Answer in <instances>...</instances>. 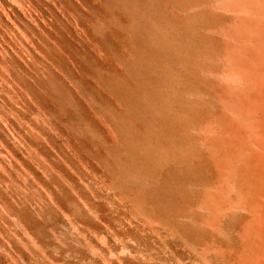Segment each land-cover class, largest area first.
<instances>
[{"label":"rangeland","instance_id":"obj_1","mask_svg":"<svg viewBox=\"0 0 264 264\" xmlns=\"http://www.w3.org/2000/svg\"><path fill=\"white\" fill-rule=\"evenodd\" d=\"M150 1L0 0V264H264V98L229 73L210 42L233 11L214 8V29L196 15L204 30L188 0L178 10L169 6L176 0ZM138 19L155 26L149 32Z\"/></svg>","mask_w":264,"mask_h":264},{"label":"bare ground","instance_id":"obj_2","mask_svg":"<svg viewBox=\"0 0 264 264\" xmlns=\"http://www.w3.org/2000/svg\"><path fill=\"white\" fill-rule=\"evenodd\" d=\"M135 1H137V0H135ZM140 1H142V0H140ZM139 0H138V2H140ZM143 1H145V0H143ZM150 1V0H149ZM155 1V0H154ZM157 1V0H156ZM156 1H155V3H156ZM160 0H158V2H159ZM174 0H172V1H170V2H166V3H164L163 4V6H165L166 4H169V3H171V2H173ZM179 1H181V2H178L177 0L176 1H174V2H176V4H175V6L173 5V3L172 4H169V6L170 5H172L173 7H174V10H178V9H181V7H180V5H182V3H183V1H185V0H179ZM187 1V0H186ZM185 1V2H186ZM132 2H133V0H132ZM132 2L130 1L129 2V0H128V2H126V4H128V3H130V4H128V6L129 5H131V6H134L133 4H132ZM147 2V3H146ZM145 3H146V5H147V7H148V4H150V3H148V1H146ZM150 2H152V1H150ZM157 2V3H158ZM177 2L180 4H178V6L180 7V8H178V7H176V5H177ZM184 2V3H185ZM117 3V2H116ZM120 3V2H119ZM118 3V4H119ZM137 3V2H136ZM140 3H142V2H140ZM139 3V6L140 5H142V4H140ZM144 3V4H145ZM155 3H154V5H155ZM156 3V4H157ZM160 3V2H159ZM161 3H162V1H161ZM183 3V4H184ZM117 4V6H120L121 4H119L118 5ZM153 4V3H152ZM157 5H159V4H157ZM157 5L155 6V7H153V6H151V5H149V7L148 8H150V6L152 7V9L154 8H157ZM185 5L187 6V7H192V6H197L198 7V9H199V11H197V12H195V11H193V12H195V14H193V15H202L203 16V18L207 15L208 16V19L211 17V18H217V16H216V14L213 16V14H214V8H221V10L223 9V10H226V9H229V10H231V11H233V13H229V15L230 16H226L227 14H225V16L227 17H224V16H222V19H219V17L221 18V15L220 14H217V15H219V17H218V19L219 20H217V21H219L220 23H221V25H219L218 27H217V30H216V32H218V33H220V35L222 36H219V37H221V38H217V40H215V38H212V37H210V38H212L211 40H210V42H211V45H212V47L214 46V51H216V49L215 48H217V54L219 55V57H222L220 60L222 61V63L224 62V61H227L228 63H230V65L232 66V69L231 70H229V73L230 74H235L237 77H239L240 78V80H243V84L245 85L244 87H246V86H248V84L250 83V82H252L253 81V83L254 84H256L258 87H260L259 89H258V92L256 93V96H258V97H262V98H264V84H263V81H264V76H261V73H260V71H259V68L261 67V68H263L264 69V0H258V5H257V7L255 8V6H253L252 5V3H251V1L250 0H188L186 3H185ZM184 5V6H185ZM138 6V5H137ZM138 6V7H139ZM144 6V7H143ZM167 6V5H166ZM172 6H170V7H172ZM183 6V5H182ZM186 6L184 7V8H186ZM122 7V6H121ZM121 7H119V8H121ZM135 7H136V5H135ZM138 7H136V9L138 8ZM142 7L144 8V10H141V9H138L137 11L135 10L134 11V14L135 15H139V17H141L142 15H140V14H142V13H140L141 11H144V13H145V5H142ZM160 7V6H159ZM132 8V7H131ZM140 8V7H139ZM142 8V9H143ZM148 8H147V10H148ZM161 8V7H160ZM160 8H157V9H160ZM175 8H177V9H175ZM183 8V7H182ZM212 9V10H210V9ZM226 8V9H225ZM123 9V8H122ZM135 9V8H134ZM133 9V10H134ZM152 9H149V11H152ZM153 9V10H154ZM157 9H155V10H157ZM173 9V8H172ZM190 8H188V10H189ZM197 9V8H196ZM195 9V10H196ZM123 10H125V8L123 9ZM126 10H127V7H126ZM141 10V11H140ZM165 10V9H164ZM174 10H172L173 12H174ZM183 10V9H182ZM193 10V9H192ZM157 11H159V10H157ZM156 11V14L158 13ZM161 11V10H160ZM180 12H181V10H179ZM179 11H176L177 12V16L179 17V14H180V12ZM186 11H187V9H186ZM209 11V12H208ZM122 12H125V11H122ZM128 12V11H127ZM126 12V13H127ZM136 12H138V14L136 13ZM154 12V11H153ZM152 12V13H153ZM162 12V11H161ZM178 12H179V14H178ZM192 12V13H193ZM125 13V14H126ZM129 13V12H128ZM131 13V12H130ZM140 13V14H139ZM144 13H143V16H144ZM149 14H148V16L149 15H156V14H150V12H148ZM155 13V12H154ZM187 13H188V11H187ZM185 14V15H187V18L188 17H192L191 16V11L189 12V14ZM216 13H218L217 11H216ZM133 13H132V15H134ZM160 16L162 15L163 17H161V19L158 17V16H156L157 18H159L160 20H163L162 18H164V12H162L161 14H160V12L158 13ZM183 13H182V15H184ZM253 14H255V17H252L253 16ZM127 15V14H126ZM125 15V16H126ZM145 15H147V12H146V14ZM190 15V16H189ZM212 15V16H211ZM142 16V18H140V19H143L144 17L146 18V19H148L149 20V22L151 21L150 19V17L149 18H147L146 16H144L143 17ZM180 16H181V14H180ZM210 16V17H209ZM128 18L130 17V15L129 16H127ZM135 17V16H134ZM133 17V18H134ZM136 17H138V16H136ZM166 17V16H165ZM176 17V16H175ZM174 17V18H175ZM177 17V18H178ZM186 17V16H185ZM185 17H183V19L185 18ZM132 18V17H131ZM132 18V19H133ZM153 18V17H152ZM180 18L182 19V17H179V19L178 20H176L177 22H179L178 24H180V26L179 27H181V28H183L184 26H182L183 24H181L180 23ZM195 18H197V16L195 17ZM200 19H202L203 20V18H201V17H199ZM199 18H197V19H195V21L197 20V22H194V23H196V25H197V23H199V27H200V29H201V23H200V19ZM224 18V19H223ZM226 18V19H225ZM140 19H138V20H140ZM165 19L166 18H164V23L166 24V22H165ZM169 19V18H168ZM176 19V18H175ZM182 19V20H183ZM190 18H188V19H186V20H189ZM136 20V19H135ZM153 20V22H154V20H155V18L154 19H152ZM157 20V19H156ZM155 20V21H156ZM186 20H184V22L186 21ZM201 20V21H202ZM206 20V17H205V19H204V21ZM216 20V19H215ZM220 20H222V22L220 21ZM126 21H128L127 19H126ZM131 20H129V24L130 23H132V22H130ZM141 21L142 20H140L139 21V23L141 24ZM147 21V20H146ZM194 21V17H193V20L191 21V22H193ZM199 21V22H198ZM203 21V22H204ZM206 21H208V20H206ZM205 21V22H206ZM214 21V20H213ZM217 21H215V22H217ZM133 22H134V19H133ZM136 22V21H135ZM143 22H145V20L143 21ZM142 22V23H143ZM148 22V21H147ZM149 22L147 23V24H149ZM157 22H159V23H161V21H158L157 20ZM176 22V23H177ZM189 22H190V20H189ZM205 22L203 23V28L204 27H206L207 28V25H205ZM212 22V21H211ZM211 22H210V19H209V24H211ZM219 22H217V23H219ZM138 23V22H137ZM137 23H135L136 25H137ZM146 23V22H145ZM145 23H143V24H145ZM151 23H152V21H151ZM150 23V24H151ZM163 22H162V24H159L160 25V27H161V25H163L164 24ZM167 23H170L169 22V20H168V22ZM176 23L174 24V25H176ZM194 23H193V26H195L194 25ZM212 23H214V22H212ZM216 23V24H217ZM126 24H127V22H126ZM128 24V26H126V28L127 27H131V25H134V23L133 24H131V25H129ZM156 24V26H158L157 25V23H155ZM173 24L171 25H169L168 24V28H170L171 26H173ZM177 24V25H178ZM185 24H188V22H186ZM207 24V23H206ZM215 24V25H216ZM135 25V26H136ZM142 25V24H141ZM141 25H137L136 27H141ZM191 26H192V24H190ZM190 25H188V27L190 26ZM205 25V26H204ZM212 26H213V29L215 28V25L214 24H211ZM211 25H208V27L209 26H211ZM218 25V24H217ZM260 25H262V27H260L259 28V26ZM143 26V25H142ZM150 26H153V24L152 25H145V27H150ZM155 26V25H154ZM154 26H153V28H154ZM167 25H165V27H166ZM192 26V27H193ZM144 27V26H143ZM145 27L143 28V29H145ZM164 27V28H165ZM173 28V27H171V28H173L175 31H178L180 28ZM191 27V28H192ZM197 27V26H196ZM198 27V28H199ZM132 30H130L131 32L135 29L134 28V26H132ZM142 28V27H141ZM146 28V29H147ZM152 28V27H151ZM185 28V27H184ZM187 28V27H186ZM191 28H187L188 30L187 31H189ZM198 28H196L197 30H195V27H194V29H191V30H193V34H194V32L195 31H197L196 33H198L199 31H200V29L198 30ZM206 28H204V30L206 29ZM131 29V28H130ZM140 29V28H139ZM145 29V30H146ZM149 30H150V28H148ZM155 29H157V30H155V32L156 31H158V32H160L161 30V28L159 29V28H155ZM160 31H159V30ZM167 29V28H166ZM172 29V30H173ZM178 29V30H177ZM209 29V28H208ZM212 29V30H213ZM136 30H138L137 28H136ZM164 29H163V27H162V31H163ZM183 30V29H182ZM186 30V29H185ZM195 30V31H194ZM203 30V31H204ZM214 30V31H215ZM130 31H129V33H130ZM135 31V30H134ZM138 31H140V30H138ZM143 31V30H142ZM148 31V30H147ZM154 31V30H153ZM152 31V36L151 37H153V36H155V34L153 35V32ZM184 31V30H183ZM186 31V32H187ZM202 30L200 31V32H202L201 34H202V36H204L203 34L205 33V32H203ZM207 31V30H206ZM213 31V32H214ZM137 32V31H136ZM135 32V33H136ZM141 32V31H140ZM149 32H151V30L149 31ZM149 32H146L145 33V31H144V33L143 32H141V35H143L144 37H145V34H146V37L145 38H147L148 36H149V38H150V33ZM157 32V33H158ZM167 32V31H166ZM170 32H171V29H170ZM185 31H184V33L182 34V37L184 36L185 37V33H186ZM190 32V31H189ZM189 32L188 33H186V34H189ZM199 32V33H200ZM209 31H207L206 33H208ZM258 32V33H257ZM134 32L133 33H131L132 35L133 34H135ZM143 33V34H142ZM147 33H149V34H147ZM156 33V35H160V34H162V33H159V34H157ZM163 36L164 35H166V36H168L167 34H165V32L163 31ZM174 33V32H173ZM173 33H170V34H172V35H174ZM177 33H179V31L177 32ZM176 33V34H177ZM180 33H182V32H180ZM191 33V34H192ZM205 33V35H207ZM210 33H211V30H210ZM209 33V34H210ZM131 34H130V36H131ZM217 34V33H216ZM255 34H257V37L258 38H254L253 40H254V43L255 44H257L256 45V47H253V45H250L251 44V42H250V40L252 39V35H255ZM136 35V34H135ZM135 35H133V36H135ZM140 35V36H141ZM148 35V36H147ZM171 35V36H172ZM190 35V34H189ZM199 35V34H198ZM137 36L139 37V33H137ZM142 36V37H143ZM162 35H161V37H163ZM175 36H178V35H175ZM192 36V35H191ZM194 36V35H193ZM195 36H196V34H195ZM194 36V37H195ZM207 36H209V35H207ZM212 36H215L214 34L212 35ZM218 36V35H217ZM217 36H215V37H217ZM137 37V38H138ZM142 37H140L141 38V40H142ZM144 37H143V39H144ZM160 37V36H159ZM189 37V36H188ZM188 37H187V39H188ZM199 38H200V40H201V37L200 36H198ZM198 37H195V38H198ZM133 38V37H132ZM135 38V37H134ZM136 38V39H137ZM154 38V37H153ZM157 38V37H156ZM155 38V39H156ZM164 39H168L169 38V40L171 39V37H163ZM174 38H176V37H174ZM178 38V37H177ZM181 38V37H180ZM198 38V39H199ZM203 38V37H202ZM163 39V40H164ZM184 39V38H183ZM185 40V45H187L188 44V42L187 41H190V43L189 44H191L192 43V45L193 44H195L194 42H197V41H195V39H193V37H192V40ZM189 39H191L190 37H189ZM197 39V40H198ZM204 39V38H203ZM205 39H208L209 40V37L208 38H206L205 37ZM138 40V39H137ZM140 40V39H139ZM148 41H149V39H147ZM152 40V39H151ZM154 40V39H153ZM153 40H152V42H153ZM157 40V42H158V39H156ZM159 40H160V38H159ZM173 40V39H172ZM178 40V39H177ZM176 40V41H177ZM194 40V41H193ZM199 40V42H201L202 41V43H203V41L205 42L206 40H201L200 41ZM135 41V40H134ZM161 41H162V38H161ZM168 41V40H167ZM174 41H175V39H174ZM176 41L173 43V41H171L170 40V43L172 44H174V46H175V44H176ZM191 41H193V42H191ZM215 41H216V45H217V47H215ZM139 42V41H138ZM142 42L144 43L145 41H143L142 40ZM152 42H151V44H152ZM154 42H155V40H154ZM169 42V41H168ZM183 42V41H182ZM187 42V43H186ZM210 42H209V45H210ZM213 42H214V44H213ZM149 43H150V41H149ZM160 43V42H159ZM159 43L157 44V45H159ZM166 42L165 41H163V43H161V44H164V46L166 45L165 44ZM206 43H208V42H205V44ZM148 44V43H147ZM172 44V45H173ZM182 44V43H181ZM199 45H202L201 43H198ZM198 44H196V45H198ZM153 45V44H152ZM151 45V46H152ZM156 45V44H155ZM154 45V46H155ZM172 45H170L169 46V44L167 45V47H166V49L168 48V46H169V49H170V47L172 46ZM183 45V44H182ZM185 45L184 46H180V47H183V49H185L184 47H185ZM191 45V46H192ZM198 45V46H199ZM204 45V44H203ZM202 45V46H203ZM209 45H208V47L206 46V48H207V50H208V52H209ZM149 46H150V44H149ZM161 46V45H160ZM177 46V45H176ZM190 46V45H189ZM189 46H187V51L189 50V52H191L192 51V49L190 50V48H188ZM195 46V45H194ZM202 46H199V49L202 47ZM156 48H158V47H156ZM160 48V47H159ZM159 48H158V50H159ZM161 48H165V47H161ZM161 48H160V51H161ZM172 48H173V46H172ZM176 49H178V46L177 47H175ZM175 48H173V49H175ZM192 48V47H191ZM195 48V47H194ZM194 48H193V50H194ZM204 47H202V49H203ZM206 48H204V50H205V52H206ZM151 49V48H150ZM166 49H164L166 52L168 51V50H166ZM182 49V48H181ZM180 49V50H181ZM197 49H198V47H197ZM196 48H195V50L193 51V52H195L194 54L195 55H198V53L197 52H199L198 50H197ZM140 50V49H139ZM146 50H148V49H146ZM152 50V49H151ZM156 49H154V51H155ZM141 52L143 51V49H141L140 50ZM154 51H152V53H153V55H154ZM159 51V52H160ZM163 51V50H162ZM161 51V52H162ZM169 51H171V50H169ZM202 50H200V55H207V53L206 54H204L203 52H201ZM210 51H212L211 50V47H210ZM214 51H212V53H214ZM158 52V53H159ZM165 52V55L168 53H166ZM171 52H177V50L176 51H171ZM193 52H191V53H193ZM215 52V53H216ZM143 53V52H142ZM150 53H151V51H150ZM155 53H157V51L155 52ZM170 53V52H169ZM197 53V54H196ZM203 53V54H202ZM212 53H208L209 55H207V56H210ZM214 53V54H215ZM144 54H145V50H144ZM171 54V53H170ZM258 54V55H257ZM146 55V54H145ZM160 55L161 54H159V57H160ZM163 55V54H162ZM200 55H198V56H200ZM216 55V54H215ZM150 57L151 58V56L150 55H147V57ZM212 56V55H211ZM210 56V57H211ZM146 57V56H145ZM145 57H143V58H145ZM147 57L145 58V59H143V61L145 60H147ZM153 57H157V54H156V56H153ZM161 57H163V56H161ZM201 57H205V56H201ZM149 58V59H150ZM158 58V57H157ZM198 58H200V57H198ZM209 58V57H208ZM151 59H153L154 60V58H151ZM156 59V58H155ZM214 59H215V56H214ZM153 60H151V61H153ZM157 60V59H156ZM156 60H154V61H156ZM160 60H162V59H160ZM197 60H199V59H197ZM205 60H206V58H205ZM139 61V60H138ZM137 61V62H138ZM141 61V60H140ZM140 61L138 62V63H140ZM144 61V62H145ZM158 61V60H157ZM216 61V60H215ZM214 61V62H215ZM143 62V63H144ZM203 63H200V65L201 66H203L204 65V63H205V61L203 60L202 61ZM158 63H160V62H158ZM196 63H198V62H196ZM209 62H207V64H208ZM211 63V62H210ZM209 63V64H210ZM213 63V62H212ZM217 63V62H216ZM146 64V63H145ZM145 64L144 65H142V66H145ZM150 64H152V63H150V61H149V65ZM199 64V63H198ZM203 64V65H202ZM215 64V63H214ZM221 64V63H220ZM198 66L199 68L198 69H200L201 68V66ZM205 65H206V63H205ZM204 65V66H205ZM216 65V64H215ZM218 65V64H217ZM140 66V65H139ZM139 66H137L136 68L138 69L139 68ZM152 66V65H151ZM160 66V65H159ZM162 66H163V64H162ZM209 66V65H208ZM207 66V67H208ZM218 66H220V65H218ZM165 68H163L162 67V69H159V70H163V69H167L166 68V66H164ZM191 67V66H190ZM189 67V69L191 70V68ZM206 67V66H205ZM214 68H215V66H213ZM212 67V65H211V68H213ZM149 68V67H148ZM196 68V67H195ZM204 68V67H203ZM209 68V67H208ZM213 68V69H214ZM221 69H217V68H215V70H221L222 72H223V70H225L224 69V67H223V64L221 65V67H220ZM140 69H141V67H140ZM158 69H157V71H158ZM188 68H187V70H189ZM207 69V68H206ZM213 69H212V71H213ZM189 70V71H190ZM194 70H196L195 72L196 73H198L199 74V71H197V69H193V71H190L189 72V74L188 75H190L191 76V73H193L194 74V76H195V72H194ZM200 70H202V69H200ZM204 70V69H203ZM151 71V70H150ZM149 71V72H150ZM152 71H155V69L154 70H152ZM205 71V70H204ZM207 71H211V70H207ZM233 71V72H232ZM139 72H140V70H139ZM156 72V71H155ZM160 72V71H159ZM188 72V71H187ZM152 72H150V75L152 76V74H151ZM158 73V72H157ZM161 73V72H160ZM160 73H158V74H160ZM163 73H166V72H162V74ZM154 74V73H153ZM162 74H160V76L162 75ZM201 77H202V75H201V73L199 74ZM198 75V77H196V78H199L200 80L201 79H203V77L202 78H200V76ZM163 77H162V79L164 78V75H162ZM193 76V75H192ZM192 76H191V78H192ZM197 76V75H196ZM261 76V77H260ZM194 78V77H193ZM199 79H197L198 81H199ZM198 81H196V82H198ZM203 81V80H202ZM202 81H200L201 82V84H196L197 86H195L194 88L196 89V90H198L199 88H203V87H198V86H202V83H203V85H205L206 84V82L205 81H207V80H204L203 82ZM212 82H210V84H211V86H210V89H211V87H212V84H214L213 83V80H211ZM204 82H205V84H204ZM140 83V82H139ZM216 83V82H215ZM136 84V83H135ZM195 84V83H194ZM217 84V83H216ZM243 84H241V85H243ZM251 84V83H250ZM263 84V85H262ZM253 85V84H252ZM141 86H142V84H141ZM215 86H217V85H214V88H212V91H213V89H214V91L215 90H217V89H215L216 87ZM250 86V85H249ZM248 86V87H249ZM255 86V85H254ZM122 87H123V84H122ZM137 87V86H136ZM240 88H241V86H239ZM238 87V88H239ZM258 87H255L256 89L258 88ZM139 88L140 87H138V89L137 90H139ZM142 88V87H141ZM198 88V89H197ZM220 87H218V89H219ZM194 89V90H195ZM248 89V88H247ZM141 90V89H140ZM201 90L202 89H200L199 90V92H201ZM241 91H242V89H240ZM208 91H209V88H208ZM208 91H207V93H208ZM213 91V92H214ZM240 91V92H241ZM248 91V90H247ZM126 92H127V90H126ZM125 92V90H124V88H123V93H126ZM138 92V91H137ZM148 93L150 92L149 90L147 91ZM146 92V93H147ZM152 92V91H151ZM212 92V93H213ZM221 92V91H220ZM148 93H147V95L146 96H148ZM216 93H219V90H217L216 91ZM223 93V92H222ZM245 93V92H244ZM255 93V92H254ZM151 95H153V98H155L156 99V95H155V93L154 94H152V93H150ZM150 94H149V96H150ZM220 94V93H219ZM246 94V93H245ZM210 95H211V92H210ZM209 95V96H210ZM214 95H215V93H214ZM213 95V96H214ZM223 95V94H222ZM144 96V94L142 95V97ZM146 96H144V97H146ZM148 96V97H149ZM217 96V95H216ZM135 97V96H134ZM133 97V98H134ZM151 97V96H150ZM236 97H237V102H239V111H240V113H245V115H247L248 113H250L251 112V109H252V107H251V105H250V103H249V101H248V97H247V94H246V96L245 95H243V93H242V95H241V93H237L236 94ZM132 98V99H133ZM141 98V97H140ZM153 98L151 99L150 98V100H153ZM131 99V98H130ZM136 99V101H134L133 102V100H135ZM135 99H133L132 100V103H133V107H134V105H135V102H137L138 100H139V98L137 99L136 97H135ZM144 99H146L147 100V98H144ZM141 100H143V98H141ZM140 100V101H141ZM149 100V101H150ZM131 101V100H130ZM144 102H145V100H143ZM148 100L146 101V102H149ZM154 102H156V100H153ZM142 102V101H141ZM145 102V103H146ZM151 102V101H150ZM152 103V102H151ZM205 103H207V102H204V104ZM138 104V103H137ZM140 104V103H139ZM141 104H143V102L141 103ZM147 104V103H146ZM149 104V103H148ZM154 106H155V104L156 103H152ZM150 105V104H149ZM152 105V106H153ZM136 106H138V105H136ZM135 106V107H136ZM140 106V105H139ZM151 105L149 106V107H151V108H154V107H152ZM140 107H142V106H140ZM146 107V106H145ZM148 106H147V108H144V105H143V108L144 109H146L147 111H148V108H149ZM205 107H208V105L206 104L205 105ZM137 108V107H136ZM135 108V109H136ZM142 108V109H143ZM151 108H149V112L151 113V111L153 112V109H151ZM264 107H263V105H259L258 106V109H263ZM146 110H143L142 112H145L144 114L145 115H149V113L148 112H146ZM136 112H137V109L135 110ZM139 111H141V110H139V108H138V113H140ZM264 111V109L262 110V112ZM148 113V114H147ZM205 114H206V112H205ZM142 115V113L140 114V116ZM145 115H143V116H145ZM138 116H139V114H138ZM143 116L142 117H140V119L141 118H143ZM224 116V115H223ZM222 116V117H223ZM144 120H145V118H143ZM145 122H147V117H146V121ZM143 123H144V121H143ZM149 123V122H148ZM145 125H149V124H146V123H144ZM148 127V126H147ZM146 127V128H147ZM127 159V158H126ZM131 159V158H130ZM133 159V158H132ZM131 159V160H132ZM127 160H129V158L127 159ZM134 160V159H133ZM132 160V161H133ZM134 162H136L137 163V161L135 160ZM136 163H134V164H136ZM132 164V163H131ZM126 165V164H125ZM124 165V166H125ZM127 165H129L128 163H127ZM130 166V165H129ZM131 166H133V165H131ZM126 167V166H125ZM127 168H128V166H127ZM130 168V167H129ZM133 168V167H132ZM259 238V237H258ZM258 238H254L255 240L256 239H258ZM242 241V240H241ZM254 241V240H253ZM252 241V242H253ZM261 241V240H260ZM245 242V241H244ZM252 242L250 243V246H251V244H252ZM258 243H259V240L257 241ZM257 242H256V244H257ZM241 243V242H240ZM261 243V242H260ZM259 243V244H260ZM243 244V243H242ZM246 246H247V244L246 243H244ZM243 244V245H244ZM259 244H258V246H259ZM264 244V243H263ZM262 244V245H263ZM254 244H252V246H253ZM256 246V245H255ZM238 247V246H237ZM240 247V246H239ZM248 247H249V245H248ZM247 247V248H248ZM262 247H264V246H262ZM236 248V247H235ZM242 248V247H241ZM257 248V247H256ZM233 249V248H232ZM237 249V248H236ZM249 249H252V247L251 248H249ZM260 249H261V247H260ZM240 250V249H239ZM243 250V252H244V249H242ZM253 250V249H252ZM262 250H264V249H262ZM234 251V250H233ZM232 251V252H233ZM247 251V250H246ZM251 251V250H250ZM230 253H231V251H229ZM235 252H236V250H235ZM234 252V253H235ZM242 252V251H241ZM241 252H240V257L239 258H241L242 259V261H244L243 259H245V258H242L241 257V255L243 254H241ZM249 252V251H248ZM251 253V252H250ZM249 253V254H250ZM238 254V253H237ZM230 256L232 255L233 256V254H229ZM252 255V254H251ZM255 255H256V253H255ZM254 255V256H255ZM261 255H262V251H261ZM236 256L237 255H235V258H236ZM243 256H245L246 257V255H243ZM247 256H249V255H247ZM252 257V256H251ZM249 257H247L246 258V260L248 259ZM260 258V257H259ZM259 258L258 257H256V259H258L259 260ZM250 259H253V257L252 258H250ZM250 259H248V260H250ZM254 260V259H253ZM257 260V261H258ZM251 261V260H250ZM245 262V261H244ZM253 262V261H252ZM254 262H256V260L254 261ZM261 262V261H260ZM239 263H241L242 264V262L240 261ZM246 263H248V261H246ZM245 263V264H246ZM256 263H258V262H256ZM263 263V262H262ZM244 264V263H243ZM250 264V263H249ZM254 264V263H253ZM260 264V263H259Z\"/></svg>","mask_w":264,"mask_h":264}]
</instances>
